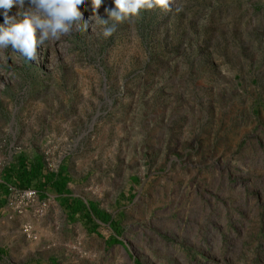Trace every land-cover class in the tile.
Wrapping results in <instances>:
<instances>
[{
  "label": "rangeland",
  "instance_id": "374dc122",
  "mask_svg": "<svg viewBox=\"0 0 264 264\" xmlns=\"http://www.w3.org/2000/svg\"><path fill=\"white\" fill-rule=\"evenodd\" d=\"M80 11L0 58V264H264V0Z\"/></svg>",
  "mask_w": 264,
  "mask_h": 264
},
{
  "label": "clouds",
  "instance_id": "9594fccd",
  "mask_svg": "<svg viewBox=\"0 0 264 264\" xmlns=\"http://www.w3.org/2000/svg\"><path fill=\"white\" fill-rule=\"evenodd\" d=\"M86 0H0L4 23L0 24V58L3 51L12 50L29 61L38 60V48L45 42L54 43L73 30L87 31L89 21L83 19L80 6ZM172 0H113L114 8L105 9L107 19L98 14L103 0H91L94 21L91 25L102 27V36L111 37L117 26L132 17H139L143 11L154 8L169 10ZM17 7L15 14L9 15ZM109 21H112L110 24Z\"/></svg>",
  "mask_w": 264,
  "mask_h": 264
},
{
  "label": "crops",
  "instance_id": "0c3cea01",
  "mask_svg": "<svg viewBox=\"0 0 264 264\" xmlns=\"http://www.w3.org/2000/svg\"><path fill=\"white\" fill-rule=\"evenodd\" d=\"M40 179H42V178H40ZM39 187L43 190L41 195H42V198H44V196H45V180H44L43 184L40 185ZM47 190H49V189L47 188Z\"/></svg>",
  "mask_w": 264,
  "mask_h": 264
}]
</instances>
